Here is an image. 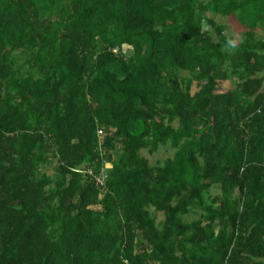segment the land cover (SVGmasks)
<instances>
[{
	"label": "trees",
	"instance_id": "obj_1",
	"mask_svg": "<svg viewBox=\"0 0 264 264\" xmlns=\"http://www.w3.org/2000/svg\"><path fill=\"white\" fill-rule=\"evenodd\" d=\"M0 264H264V0H0Z\"/></svg>",
	"mask_w": 264,
	"mask_h": 264
},
{
	"label": "rangeland",
	"instance_id": "obj_2",
	"mask_svg": "<svg viewBox=\"0 0 264 264\" xmlns=\"http://www.w3.org/2000/svg\"><path fill=\"white\" fill-rule=\"evenodd\" d=\"M215 20L218 24L226 25L227 26V34L235 37L239 42L240 36H241L242 32L245 30V28L240 24V22L238 21V19L236 17L224 19V18L218 16L215 18ZM127 53L131 54V49L130 50L127 49ZM23 63H24V60L21 61V64H23ZM225 86L230 87V88L233 87V85L231 83H228ZM174 153H175L174 149H172L170 146H168V147H162L159 150V152L154 154V155L149 154V152L146 150L142 152V155L145 156L146 158H148L152 165H157L158 163H163L167 159L172 158L174 156ZM46 171L48 174L55 176L56 175V162L54 161V163L51 166H49L46 169ZM213 193L216 194V193H219V191L214 190ZM157 217H158L159 222H162L165 220V216L161 213H157ZM196 218H197V216H190V217L186 218V220L192 221L193 219H196Z\"/></svg>",
	"mask_w": 264,
	"mask_h": 264
},
{
	"label": "built area",
	"instance_id": "obj_3",
	"mask_svg": "<svg viewBox=\"0 0 264 264\" xmlns=\"http://www.w3.org/2000/svg\"><path fill=\"white\" fill-rule=\"evenodd\" d=\"M115 53H118V49L114 50ZM104 132L103 130L99 131V145L98 149L100 152V157L103 160V164L101 165L100 168L97 166H94L92 168L82 170V169H74V171L79 172V173H86L88 174L91 178L94 179L95 183L99 187H105L106 181L108 179V175L110 172V167L108 165V160L106 159V151L104 149V143H103V137H104Z\"/></svg>",
	"mask_w": 264,
	"mask_h": 264
}]
</instances>
